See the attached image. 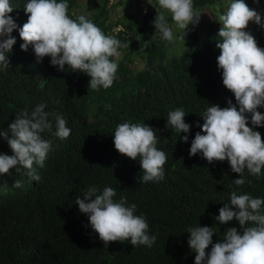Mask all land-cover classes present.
Returning a JSON list of instances; mask_svg holds the SVG:
<instances>
[{"label": "trees", "instance_id": "16d2710c", "mask_svg": "<svg viewBox=\"0 0 264 264\" xmlns=\"http://www.w3.org/2000/svg\"><path fill=\"white\" fill-rule=\"evenodd\" d=\"M78 1L66 0L70 18L84 15L105 35L129 44L118 49L121 58L108 89H91L86 74L67 66L59 71L49 57L38 63L31 46L21 51L19 27L27 21L28 0H9L14 8L9 15L17 29L11 33L16 43L7 57L10 66L5 70L0 65V129L7 130L19 113L31 114L44 104L52 131L55 115H60L71 132L66 139L47 130L42 133L51 145L43 167L33 165L39 180L23 168L0 174V264H194L195 253L187 243L190 228L213 227V243L219 242L226 229L240 230L235 220L220 225L214 219L230 203L232 191L264 199V169L259 178L245 169L246 183L237 187L231 181L239 175L227 160L208 164L199 153L189 156L207 108H224L228 101L235 104L216 63L220 28L213 18L200 30L190 24L185 48L179 55L166 56L163 40L155 38L154 8L146 6L141 20L127 15L124 29L138 37L134 43L108 22V0H89L87 13L76 11ZM215 1L194 0L193 9L209 8ZM250 33L264 48V30L257 25ZM135 60L140 69L132 66ZM176 109L185 112L184 121L191 126L188 133L166 127L168 113ZM257 111L264 114V108ZM125 122L157 130L156 147L167 156L163 180L142 182L139 157L130 160L116 152L115 128ZM254 130L264 140V126ZM185 135L188 141L182 143ZM0 154L12 155L2 138ZM16 180L22 181V187H13ZM106 187L115 190V202L124 197L128 206L136 205L135 215L146 219L148 235L156 237L151 247L124 241L110 242L105 248L92 231L75 201L83 199L89 188L99 194Z\"/></svg>", "mask_w": 264, "mask_h": 264}, {"label": "clouds", "instance_id": "9594fccd", "mask_svg": "<svg viewBox=\"0 0 264 264\" xmlns=\"http://www.w3.org/2000/svg\"><path fill=\"white\" fill-rule=\"evenodd\" d=\"M157 4L153 26L163 40L174 39L166 14L183 30L182 40L188 26L199 23L201 14L194 11L193 0H157ZM68 8L66 0H28L24 7L27 21L19 27L21 51L31 46L38 63L49 57L50 65L59 71H65L67 66L72 72L86 74L91 89L110 88L121 58L118 49L129 47V44L105 35L84 15L70 18ZM13 10L9 0H0V65L5 70L10 66L8 54L16 43L11 33L17 29V24L9 15ZM219 21L221 27L217 36L221 42L216 43L220 51L216 63L222 71L223 87L234 95L235 104L228 101L227 107L212 105L207 108L201 116L203 124L197 125L200 131L191 141L189 156L199 153L208 164L227 160L231 171L239 175L231 183L239 187L246 183L245 169L257 178L264 169V140L254 130L264 126V114L257 111L264 108V48L259 47L255 37L246 30L250 22L264 30V22L261 14L249 8L245 0H231ZM45 107L40 104L31 114L21 112L7 130L0 129V138L7 141L12 153L0 154V174H9L12 169L19 172L23 168L29 170L28 175L33 180H39L33 165L43 167L51 145L42 138V133L47 130L60 139L70 135L71 129L60 115H55V131H52ZM185 115L183 109L169 112L166 127L178 134L188 133L191 126L185 123ZM249 116L252 127L248 126ZM187 141L188 136H183L181 142ZM113 144L118 154L130 160L139 157L142 182L163 180L167 156L156 147L157 130L146 124L121 123L115 128ZM13 187H22V181H14ZM115 196L111 187L99 194L95 188H89L83 199L77 198L75 204L80 213L87 215L89 226L105 248L110 242L124 241H130L132 246L151 247L156 237L148 235L146 219L135 215V204L128 206L124 197L115 202ZM262 205L264 199L232 191L230 203L224 204L214 219L220 225L235 220L240 230L228 228L222 240L213 243V227L190 228L187 243L189 250L195 253L194 264H264Z\"/></svg>", "mask_w": 264, "mask_h": 264}, {"label": "rangeland", "instance_id": "374dc122", "mask_svg": "<svg viewBox=\"0 0 264 264\" xmlns=\"http://www.w3.org/2000/svg\"><path fill=\"white\" fill-rule=\"evenodd\" d=\"M120 2L121 3H119V0H108V4H107L108 22L115 24L116 27L118 26L120 28V31L125 33V37H128L129 40L135 43L137 42L138 37L131 36L133 32H129L126 29H124V26H127L128 24L127 15L130 14V16H133L135 19L141 20L146 6L152 7L154 8V10L157 9L158 7L157 0H120ZM230 3L231 0H216L212 5H210L209 8L207 7L194 8V11H198L201 14L199 23L197 24V28H199L200 30L201 27L205 24V21L210 22L212 18L220 28L221 24L219 21V17L227 10V7L229 6ZM245 3L249 6V8L258 11L261 14L262 20L264 19V0H258V3H253V0H245ZM88 8H89V0H79L76 11L78 13H87L86 10ZM154 16H156V12ZM208 18L209 21H207ZM166 19L169 26L172 28L174 39L172 41L163 40L161 38V34L158 32H156L155 38L158 40H163L161 43L166 49V56L179 55L187 44L190 25L185 30L187 34L185 35L184 40H182L180 39V37L183 34V30L178 29L175 26V24L172 22L171 17L167 14H166ZM254 26L257 25L250 22L246 30L250 32ZM137 53L138 51L136 52V54ZM137 63L138 61L135 60L132 66L137 69H140L141 65H138Z\"/></svg>", "mask_w": 264, "mask_h": 264}, {"label": "built area", "instance_id": "2783aa9c", "mask_svg": "<svg viewBox=\"0 0 264 264\" xmlns=\"http://www.w3.org/2000/svg\"><path fill=\"white\" fill-rule=\"evenodd\" d=\"M118 30H119V27H116V28H115V31H118Z\"/></svg>", "mask_w": 264, "mask_h": 264}]
</instances>
